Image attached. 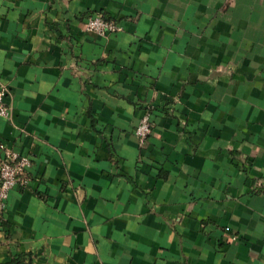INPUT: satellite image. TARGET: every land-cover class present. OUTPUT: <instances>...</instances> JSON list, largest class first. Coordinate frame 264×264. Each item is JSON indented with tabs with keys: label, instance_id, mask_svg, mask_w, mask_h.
Returning <instances> with one entry per match:
<instances>
[{
	"label": "crops",
	"instance_id": "0c3cea01",
	"mask_svg": "<svg viewBox=\"0 0 264 264\" xmlns=\"http://www.w3.org/2000/svg\"><path fill=\"white\" fill-rule=\"evenodd\" d=\"M0 90V264H264V0H0Z\"/></svg>",
	"mask_w": 264,
	"mask_h": 264
},
{
	"label": "built area",
	"instance_id": "2783aa9c",
	"mask_svg": "<svg viewBox=\"0 0 264 264\" xmlns=\"http://www.w3.org/2000/svg\"><path fill=\"white\" fill-rule=\"evenodd\" d=\"M87 30L98 35H108L120 30L119 23L113 18H105L101 13L87 16L85 20ZM5 92L0 90V117L9 116V108L4 101ZM152 122L148 113L139 120L134 133L140 141H144L151 132ZM0 229L5 212L6 200L9 191L15 185L25 186L27 183V170L31 166L28 155H22L12 148L0 143Z\"/></svg>",
	"mask_w": 264,
	"mask_h": 264
},
{
	"label": "trees",
	"instance_id": "16d2710c",
	"mask_svg": "<svg viewBox=\"0 0 264 264\" xmlns=\"http://www.w3.org/2000/svg\"><path fill=\"white\" fill-rule=\"evenodd\" d=\"M105 18H110L108 16H106L105 14H102ZM19 260L18 259H12L9 262L3 263V264H18Z\"/></svg>",
	"mask_w": 264,
	"mask_h": 264
}]
</instances>
